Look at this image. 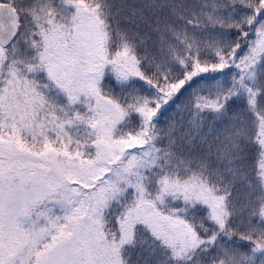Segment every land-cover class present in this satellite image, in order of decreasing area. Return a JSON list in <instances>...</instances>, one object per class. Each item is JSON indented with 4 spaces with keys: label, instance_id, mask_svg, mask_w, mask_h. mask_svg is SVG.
Returning <instances> with one entry per match:
<instances>
[{
    "label": "trees",
    "instance_id": "16d2710c",
    "mask_svg": "<svg viewBox=\"0 0 264 264\" xmlns=\"http://www.w3.org/2000/svg\"><path fill=\"white\" fill-rule=\"evenodd\" d=\"M8 1L20 13L23 33L34 32L36 17L44 15L47 37L57 29L65 33L66 28L78 25L83 10L91 16L95 11L109 39L105 60L112 64L128 61L131 72L142 74L137 81L129 75L132 82L120 88L104 73L108 82L102 83L103 93L126 108L133 97L155 101L157 95L178 84L185 72L181 59L188 58L189 68L193 60L215 62L217 41L221 45L239 43L235 63H240L264 23L261 0ZM253 16L256 23L249 26L247 21ZM236 26L241 29L239 34ZM19 49L17 56L25 64H34L36 49L23 43ZM241 75L242 70L233 64L223 72L203 73L186 81L180 94L172 93L158 109L143 148L152 137L156 164L144 173L148 193H154L158 183L189 182L217 200L213 204L219 221L209 208L196 204L186 215L179 214L199 243L182 255L139 225L132 244L123 249L124 264H264V157L259 143L264 135V58L256 66L255 81L246 78L241 87L236 83ZM135 115L129 118V131L138 129ZM121 211L122 206L113 205L107 212L108 231L116 230ZM219 222L224 226L219 227Z\"/></svg>",
    "mask_w": 264,
    "mask_h": 264
},
{
    "label": "snow or ice",
    "instance_id": "6c2138e0",
    "mask_svg": "<svg viewBox=\"0 0 264 264\" xmlns=\"http://www.w3.org/2000/svg\"><path fill=\"white\" fill-rule=\"evenodd\" d=\"M261 5L264 6V0H261ZM256 19L255 16L250 17L248 25L254 26ZM260 20L264 21V15L260 16ZM42 21L46 22L44 15L36 17L40 32L23 33L16 29L10 36L0 38V50L11 45L13 53H16L20 51L21 43L37 49L49 78L68 86L66 91L73 103L77 99L72 92L74 87L78 86L80 94L91 96L97 92L98 85L108 82L102 70L93 74L92 61L74 51L73 46L62 51L54 47L39 51L41 43L48 39ZM228 27L234 25L229 24ZM236 27L239 34L241 29ZM260 28L264 29V23L260 24ZM260 35L264 36V31ZM36 36L41 37L40 41ZM259 44L264 47V39ZM214 47L215 62L193 60L189 68V63H186L188 58L180 60L185 68L184 78L171 85L169 96L172 93L178 96L186 81L191 82L203 73L223 72L233 64L236 68L245 65L239 81H236L241 87H244L246 78L255 81V72L249 70L254 55L235 63L239 43L221 45L217 41ZM225 48L230 50L225 53ZM251 52L256 54L258 49L254 47ZM115 71L117 78L124 81L129 75H142L139 71L125 73L118 68ZM147 82L151 84L150 80ZM153 103L156 102L133 97V102L127 105L123 114L137 112L147 124L158 114L151 106ZM89 111L95 113L96 109L89 105ZM75 122H87L95 129L92 143L81 145L73 141L66 125L59 120L39 126L28 121L0 124V202L12 195L19 201L16 218L6 226L11 239L0 245V264H102L98 257L104 244L103 227L112 204L126 197L130 191L135 194V204H145L149 194L132 180L133 176L137 180L142 179L139 170L133 171L131 162L125 163V150L142 146L144 133H128L116 138L115 126L106 121L97 123L95 116L77 115ZM49 133H55V136ZM28 135L33 137L31 141L27 140ZM73 143L76 144L75 149L72 148ZM88 148L95 149L94 153L88 152ZM144 163L142 156L138 160L139 167H143ZM164 192H167L166 188ZM48 203L55 207L47 208ZM42 207L44 210L40 211ZM57 207L59 215L56 214ZM155 215L163 226L164 219L158 213ZM33 216L35 219L31 220V228L25 229L22 218ZM127 219H131L130 213L121 217V221ZM159 238L166 243L165 236Z\"/></svg>",
    "mask_w": 264,
    "mask_h": 264
},
{
    "label": "rangeland",
    "instance_id": "374dc122",
    "mask_svg": "<svg viewBox=\"0 0 264 264\" xmlns=\"http://www.w3.org/2000/svg\"><path fill=\"white\" fill-rule=\"evenodd\" d=\"M7 0H0V4ZM75 3V2H73ZM10 5L14 6L10 2ZM84 5V4H81ZM83 7V6H80ZM78 14H75V16ZM80 21L78 25L71 26L65 29L61 33L62 29H57L51 32L52 35L48 37L45 48L54 47L58 51L67 49L69 46L74 47V51L84 55L90 61H92L93 74L98 70H102L104 73L109 75L116 82L117 86L124 88L131 82L117 78L115 69H119L122 72L130 73L132 71V65L126 62L115 61V64L108 63L105 60L106 48L108 47L109 39L106 37L105 24L99 21V16L94 11L93 16L87 14L84 10L83 13L79 14ZM35 27H38L34 32H40V27L34 22ZM28 24L26 25V27ZM264 29L259 30L258 36L250 48L247 57L254 55V59L250 61V71H254L256 74V66L261 63L264 58V47H261L259 41L264 39V36L260 35V32ZM69 36V39L67 38ZM50 38V40H49ZM68 39V43L64 44L65 40ZM40 41V40H39ZM75 41V45H74ZM64 44V45H63ZM257 48L258 52L252 54L251 50ZM32 50V48H30ZM29 57H24L27 60ZM32 62L34 64H25L21 56H17V52L13 53L12 49L0 50V124L5 122L17 123L21 121H28L34 123L37 126L41 123L49 124L52 121L59 120L64 122L66 125V131L73 141L79 142L83 145L85 142L92 143L96 136V131L93 127L89 126V123L75 122L77 115L86 117L95 116L97 123L100 121H106L110 126L114 125L116 128L115 136L120 138L123 134H128V121L133 115L139 120V129L132 131L130 134H137L140 132L144 133L142 146L127 148L125 150L126 158L125 163L131 162L133 171L139 170L142 179L137 180L133 176V183H139L145 190V175L144 173L155 166V148L153 138H150V145H147L148 134L150 133L153 125V120L145 124L143 117L137 113L132 112L131 114L124 115L126 107H123L115 100L109 98L102 92V83L97 86V92L91 94V96H84L79 93L78 86L72 89L73 95L76 96V102L73 103L67 94V85L61 84L59 81L54 82L50 79L47 74V69L44 64L41 63L38 50L33 56ZM245 67V65H243ZM242 68H240V71ZM135 78V77H134ZM142 77H136L137 81ZM249 80V79H248ZM251 81V80H250ZM165 91L163 95H157L155 97L156 108L160 109L161 105L167 102L168 93ZM45 93L46 97L43 96ZM98 93V95H97ZM47 98V100L45 99ZM109 101H112L109 104ZM158 104V109H157ZM89 105L96 109V112L89 111ZM153 105V104H152ZM151 105V106H152ZM49 135L55 136V133H49ZM33 137L27 136V140L31 141ZM262 147L264 157V135L259 141ZM76 144L73 143L72 148L75 149ZM142 149V150H140ZM88 152H93L95 149L88 148ZM149 153V155H143ZM143 156L144 166L139 167L138 160ZM133 157L137 159H133ZM263 183H264V160H263ZM167 192H164V189ZM156 193V194H155ZM146 202L144 205L134 203V192H129L126 197L122 198L119 202L113 203V205L122 206L121 214L117 217L116 225L117 228L114 233L110 232L106 228V224L103 227V240L104 244L101 249V254L98 257L102 264H124L123 260V249L126 246L132 244L134 240V230L137 226L144 227L150 235L162 244L171 246V249H178L179 255H182L189 246L196 247L199 243L197 238L192 232L188 230V224L182 218H179V214H185L188 210L196 204L209 208L212 214L216 217V221H219L220 216L215 212V205L213 201L216 199H210L209 194H205L204 190L200 187L190 185V183L173 181L171 184L164 185L158 183L154 193H148ZM111 206V207H112ZM175 206H179L173 210ZM47 208H53L55 205L48 203ZM19 201L14 195L6 197L0 202V245L5 241L11 239L10 233L7 230V225L13 221L18 212ZM111 209V208H110ZM42 207L40 211H43ZM131 215V219L121 221L122 216ZM159 214L160 218L164 219L163 226L158 222V217L155 215ZM56 214H61L60 209L56 208ZM186 215V214H185ZM25 229L31 228V218H22ZM147 222V223H146ZM218 226H224L223 222H219ZM161 235L167 238L166 243L162 242L159 238ZM194 243V244H193Z\"/></svg>",
    "mask_w": 264,
    "mask_h": 264
},
{
    "label": "water",
    "instance_id": "95a60500",
    "mask_svg": "<svg viewBox=\"0 0 264 264\" xmlns=\"http://www.w3.org/2000/svg\"><path fill=\"white\" fill-rule=\"evenodd\" d=\"M20 31V22L17 13L8 5L0 7V38H6L14 30ZM8 45L7 47H9ZM6 47V48H7Z\"/></svg>",
    "mask_w": 264,
    "mask_h": 264
}]
</instances>
